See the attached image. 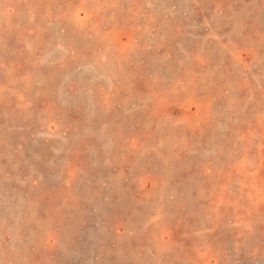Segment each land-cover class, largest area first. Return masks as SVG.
<instances>
[{
  "label": "rangeland",
  "instance_id": "1",
  "mask_svg": "<svg viewBox=\"0 0 264 264\" xmlns=\"http://www.w3.org/2000/svg\"><path fill=\"white\" fill-rule=\"evenodd\" d=\"M0 264H264V0H0Z\"/></svg>",
  "mask_w": 264,
  "mask_h": 264
}]
</instances>
